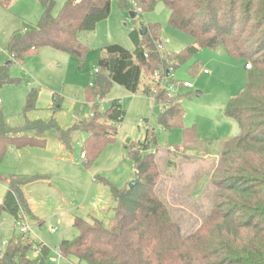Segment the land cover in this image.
<instances>
[{
	"label": "trees",
	"instance_id": "obj_1",
	"mask_svg": "<svg viewBox=\"0 0 264 264\" xmlns=\"http://www.w3.org/2000/svg\"><path fill=\"white\" fill-rule=\"evenodd\" d=\"M10 0H0L8 4ZM132 2L136 10H153L159 2L170 11V24L193 37V43L180 52L159 49L163 44L158 23L146 26V32L130 33L134 49L119 43L103 48L93 81L85 88L93 115L61 130L53 120L28 121L25 126L11 128L0 112V163L7 147L45 146L46 133L59 129L63 142L71 147L70 134L86 130L83 158L92 162L105 145L114 140L126 110L114 99L102 111L100 101L114 83L132 93L143 91L160 107L158 125L165 130L183 129V140L166 148L170 156L187 157L189 151L200 152V146L213 144L204 139L197 126H184V95L178 90L184 83L172 78L178 89L171 90L166 81L173 71L201 49L224 47L231 57L244 59L247 85L230 99L224 113L237 121L239 134L222 143L218 164L213 172L217 189L211 212L189 235L173 219L167 203L157 192L161 170L157 162V131L148 130L144 141L126 145L128 156L139 183L133 188H119L108 181L115 201L108 224L103 220L77 218L79 234L64 239L59 252L74 256L79 264H264V0H120L122 8ZM43 11L37 25L24 23L7 45L13 63L43 47L73 54L80 67L85 66L89 46L80 39L83 31L94 30L111 13V0H67L55 15L56 0H39ZM250 65L247 67V65ZM156 70L160 75L155 76ZM170 71V75L167 72ZM10 75L9 66L0 62V87L21 84ZM40 91L32 87L26 97L24 111L36 108ZM55 112L61 108L54 96ZM34 131L36 135L26 132ZM209 152H207L208 154ZM169 165L174 160L168 159ZM48 175L13 174L0 202V219L4 212L16 219L21 212L43 224L32 214L25 187L48 180ZM0 255V264H46L50 249L25 235H13Z\"/></svg>",
	"mask_w": 264,
	"mask_h": 264
},
{
	"label": "rangeland",
	"instance_id": "obj_2",
	"mask_svg": "<svg viewBox=\"0 0 264 264\" xmlns=\"http://www.w3.org/2000/svg\"><path fill=\"white\" fill-rule=\"evenodd\" d=\"M67 0H56L57 15ZM43 8L39 0H10L0 3V62L12 60L7 45L12 34L23 29L24 23L37 25ZM137 11L136 17L130 12ZM162 27L163 49L180 52L193 43V37L170 24V11L163 2L153 10H136L129 2L128 8L120 6V0H111V13L91 31L80 33V39L89 46L85 66L71 53L52 47H43L28 55L22 62L9 67L10 75L23 80L21 84L0 87V112L8 127H23L28 121L56 122L61 130H68L78 121L91 115L85 88L93 81L95 69L103 48L119 43L133 50L130 33L149 24ZM207 70V72H205ZM245 60L228 55L224 47L201 49L173 71L166 81L168 88L178 89L172 78L190 82L192 87L178 90L183 96L185 109L184 126L196 125L204 139H212V145L200 146V152L189 151L170 156L166 148L183 140V129H162L157 123L160 107L154 98L147 95L142 85L132 93L118 83L100 103L106 110L111 101L120 100L126 114L118 128L116 138L108 142L91 162L83 158L84 141L88 132L83 129L70 134L71 147H67L59 129L46 133L45 146L18 147L10 144L0 163V202L7 190L8 179L13 174L48 175L51 185L40 183L25 187L31 211L43 221L28 215L31 224L29 237L50 249L46 264H57L60 244L64 239H74L79 234L77 218H97L109 223L115 201L105 181L123 188L136 179L133 162L126 145L144 141L147 131H157L156 157L162 172L157 192L169 206L173 219L181 226L184 235L194 232L211 212L216 192L213 172L218 164L222 143L240 132L236 120L225 115L224 110L231 98L240 94L247 85ZM36 87L40 96L35 109L24 111L29 90ZM197 91L202 92L198 96ZM54 96L61 108L55 112ZM36 135L34 131L26 132ZM207 152H209L207 154ZM64 158H67L66 161ZM174 160L169 165L168 159ZM16 218L4 212L0 219V248H5L13 235H21ZM60 264H79L74 256L62 257Z\"/></svg>",
	"mask_w": 264,
	"mask_h": 264
},
{
	"label": "built area",
	"instance_id": "obj_3",
	"mask_svg": "<svg viewBox=\"0 0 264 264\" xmlns=\"http://www.w3.org/2000/svg\"><path fill=\"white\" fill-rule=\"evenodd\" d=\"M158 48L163 49V44L159 43ZM249 66L250 65L248 64L247 67H249ZM205 72H207V70H205ZM159 75H160V70H156L155 76H159ZM184 85H185V87H192V84L190 82H185ZM170 89L173 90V88H170ZM91 115H93V113H91ZM16 220H17L16 224H17V227L19 228L20 232L22 234L27 235L31 230V224L29 222L28 215L24 212H21L19 217ZM61 259H62V256H61L60 252H58V257L53 258V261L56 262L57 264H60Z\"/></svg>",
	"mask_w": 264,
	"mask_h": 264
},
{
	"label": "water",
	"instance_id": "obj_4",
	"mask_svg": "<svg viewBox=\"0 0 264 264\" xmlns=\"http://www.w3.org/2000/svg\"><path fill=\"white\" fill-rule=\"evenodd\" d=\"M137 11H131L130 12V15H131V17H136L137 16ZM146 32V26H144L142 29H141V31H140V34L142 35V34H144ZM13 64V61L12 60H10L8 63H7V66H11ZM167 75L169 76L170 75V71H168L167 72ZM197 95L198 96H200V95H202V92H200V91H197ZM139 176L138 177H136V179H134L130 184H129V187L130 188H133L134 186H136L138 183H139ZM2 254V249L0 248V255Z\"/></svg>",
	"mask_w": 264,
	"mask_h": 264
},
{
	"label": "crops",
	"instance_id": "obj_5",
	"mask_svg": "<svg viewBox=\"0 0 264 264\" xmlns=\"http://www.w3.org/2000/svg\"><path fill=\"white\" fill-rule=\"evenodd\" d=\"M66 161H68L67 158H64ZM40 183H47V184H50L51 185V181H50V178L48 180H45V181H41V182H38V183H35V184H31V185H37V184H40ZM29 186V185H28ZM32 214L35 216V214L32 212Z\"/></svg>",
	"mask_w": 264,
	"mask_h": 264
}]
</instances>
